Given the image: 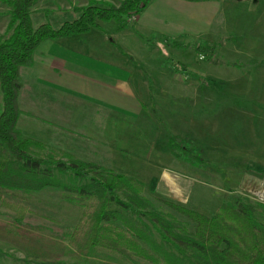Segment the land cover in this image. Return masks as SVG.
I'll use <instances>...</instances> for the list:
<instances>
[{
    "label": "rangeland",
    "instance_id": "1",
    "mask_svg": "<svg viewBox=\"0 0 264 264\" xmlns=\"http://www.w3.org/2000/svg\"><path fill=\"white\" fill-rule=\"evenodd\" d=\"M91 1L37 0L32 19L35 25L47 22L58 28L79 18L76 8ZM95 1L120 5L123 0ZM10 10L0 0V36L8 27ZM135 20L130 21L131 30ZM99 24L104 30L118 26L115 21ZM222 25L220 37L210 43L142 37L146 44L142 53L128 40L133 55L124 54V59L134 84L126 88L134 93L133 102L111 103L102 97L89 101L87 96L69 94L67 103L47 102L48 113L40 95L31 100L27 86L21 94L18 129L51 149L138 179L157 209L171 212L191 231L194 223L156 199L207 215L241 198L264 203V0L234 2ZM213 44H218L215 55L208 60L198 46ZM171 58L180 62L177 70ZM101 69L104 75L126 76L123 65L102 64ZM22 71L20 79L26 83L28 69ZM170 135L180 137L207 164L174 156L168 147ZM57 177L80 183L70 174ZM22 204L29 216L65 232L73 229L83 211L55 187L34 193ZM5 216L16 217V212L3 210L0 216V264H84L68 240L53 236L59 231L45 230L47 235L27 243L5 230ZM128 259L112 260L104 253L86 264H131Z\"/></svg>",
    "mask_w": 264,
    "mask_h": 264
},
{
    "label": "trees",
    "instance_id": "2",
    "mask_svg": "<svg viewBox=\"0 0 264 264\" xmlns=\"http://www.w3.org/2000/svg\"><path fill=\"white\" fill-rule=\"evenodd\" d=\"M3 1L11 10L8 27L0 36V216L3 210L16 212V217H4L5 230L27 243L32 237L47 235L45 230L59 231L53 236L68 240L84 264L104 253L112 260L128 257L131 264H264V203L241 198L207 215L156 199L194 223L191 231L188 223L157 209L138 179L71 152L51 149L17 127L22 114L20 69L32 64L35 50L44 41L88 34L100 27L99 21H115L119 30L128 29L131 19L152 0H123L120 5L92 0L76 8L79 18L58 28L47 22L35 25L32 7L37 0ZM217 45H200L198 50L210 60ZM171 62L177 70L180 62L172 58ZM168 145L174 156L207 164L177 135H170ZM57 173L70 174L80 183L64 182ZM46 187L60 188L67 200L83 208L71 231L27 214L22 200Z\"/></svg>",
    "mask_w": 264,
    "mask_h": 264
},
{
    "label": "crops",
    "instance_id": "3",
    "mask_svg": "<svg viewBox=\"0 0 264 264\" xmlns=\"http://www.w3.org/2000/svg\"><path fill=\"white\" fill-rule=\"evenodd\" d=\"M237 1L152 0L136 18L133 30H119L118 26L94 28L85 35L46 40L35 50L32 64L20 69V78L22 69H28L29 76L26 83L20 79L19 106L27 86L31 100L32 96L40 95L48 113L47 102L67 103L69 94L87 96L89 101L102 97L111 103L133 102L134 93L126 88L134 84L129 61L124 59L127 57L124 54L133 55L128 40L137 43L142 53L146 46L142 37L171 42H214L220 37L226 12ZM102 64L123 65L126 76L104 75Z\"/></svg>",
    "mask_w": 264,
    "mask_h": 264
},
{
    "label": "built area",
    "instance_id": "4",
    "mask_svg": "<svg viewBox=\"0 0 264 264\" xmlns=\"http://www.w3.org/2000/svg\"><path fill=\"white\" fill-rule=\"evenodd\" d=\"M261 197H262V200H264V193L262 194V196H261Z\"/></svg>",
    "mask_w": 264,
    "mask_h": 264
}]
</instances>
